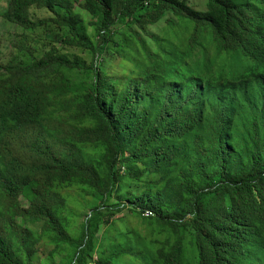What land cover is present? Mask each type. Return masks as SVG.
<instances>
[{
    "label": "trees",
    "instance_id": "obj_1",
    "mask_svg": "<svg viewBox=\"0 0 264 264\" xmlns=\"http://www.w3.org/2000/svg\"><path fill=\"white\" fill-rule=\"evenodd\" d=\"M0 19V264H264V0Z\"/></svg>",
    "mask_w": 264,
    "mask_h": 264
},
{
    "label": "rangeland",
    "instance_id": "obj_2",
    "mask_svg": "<svg viewBox=\"0 0 264 264\" xmlns=\"http://www.w3.org/2000/svg\"><path fill=\"white\" fill-rule=\"evenodd\" d=\"M5 6H6V0H0V11ZM30 9H31V16L34 20L52 17L50 12H48L46 9H42L37 6H31ZM83 17L84 20L89 19V17L85 14H83ZM88 32H90V28L88 29ZM44 33L45 32L43 29H38L33 32H28L25 31L24 29L13 27L9 23H5L3 20L0 19V58H2V60L7 59L10 52L12 51V47L11 48L8 47L9 34H13L15 37L20 34H26L33 41V43L37 45L36 43L37 40L42 39ZM5 45H6V49H5ZM83 58H86V55H84Z\"/></svg>",
    "mask_w": 264,
    "mask_h": 264
},
{
    "label": "built area",
    "instance_id": "obj_3",
    "mask_svg": "<svg viewBox=\"0 0 264 264\" xmlns=\"http://www.w3.org/2000/svg\"><path fill=\"white\" fill-rule=\"evenodd\" d=\"M144 215H151V213L149 211H145Z\"/></svg>",
    "mask_w": 264,
    "mask_h": 264
}]
</instances>
